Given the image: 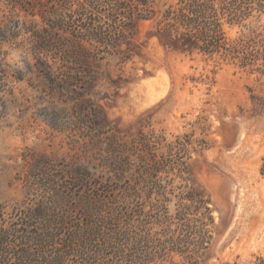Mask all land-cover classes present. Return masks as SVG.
I'll use <instances>...</instances> for the list:
<instances>
[{
	"label": "rangeland",
	"instance_id": "rangeland-1",
	"mask_svg": "<svg viewBox=\"0 0 264 264\" xmlns=\"http://www.w3.org/2000/svg\"><path fill=\"white\" fill-rule=\"evenodd\" d=\"M18 1L0 0V226L15 227L44 194L136 182L145 211L169 200L172 215L181 194L207 202L214 224L201 264L264 256V77L241 66L243 28L215 7L212 46L180 39L169 51L154 33L175 0H157L152 20L102 44ZM93 16L110 35L121 28ZM160 67L165 102L126 114L134 86Z\"/></svg>",
	"mask_w": 264,
	"mask_h": 264
},
{
	"label": "trees",
	"instance_id": "trees-1",
	"mask_svg": "<svg viewBox=\"0 0 264 264\" xmlns=\"http://www.w3.org/2000/svg\"><path fill=\"white\" fill-rule=\"evenodd\" d=\"M156 1L50 0V11L44 1L18 2L32 15L40 5L42 13L50 12L44 17L50 25L89 32L103 44L126 38L141 20H152ZM165 5L154 34L169 51L180 39L194 38L205 42L203 48L212 46L217 38L213 14L218 7L245 32L240 38L241 66L264 77V0H175ZM92 11L108 14V20L121 27L118 33L103 31L100 17L87 18ZM179 23L184 32L178 30ZM259 172L264 178V156ZM138 186L136 182L115 188L84 185L76 193L54 191L45 199L44 194L35 206L21 212L15 227L0 226V264H164L169 260L201 264L214 224L207 202L181 194L172 215L169 200L151 203L145 211ZM153 225L160 231L152 232ZM175 256L182 259L180 263L172 261ZM249 264H264V256Z\"/></svg>",
	"mask_w": 264,
	"mask_h": 264
},
{
	"label": "bare ground",
	"instance_id": "bare-ground-1",
	"mask_svg": "<svg viewBox=\"0 0 264 264\" xmlns=\"http://www.w3.org/2000/svg\"><path fill=\"white\" fill-rule=\"evenodd\" d=\"M153 50L154 48L150 49V51ZM170 85L167 71L160 67L154 78H147L134 86L129 99V103L132 105L123 106L125 113L135 115L146 109H153L157 105L163 104L170 90Z\"/></svg>",
	"mask_w": 264,
	"mask_h": 264
}]
</instances>
